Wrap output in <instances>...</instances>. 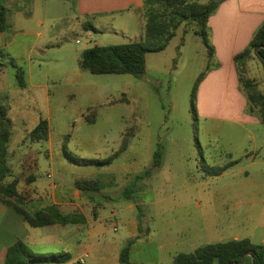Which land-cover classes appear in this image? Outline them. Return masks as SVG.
Returning a JSON list of instances; mask_svg holds the SVG:
<instances>
[{"label":"rangeland","instance_id":"obj_1","mask_svg":"<svg viewBox=\"0 0 264 264\" xmlns=\"http://www.w3.org/2000/svg\"><path fill=\"white\" fill-rule=\"evenodd\" d=\"M28 1L44 22L43 29L33 24L43 31L42 38L29 37L26 43L18 38L12 61L4 57L0 72L8 102L0 105L12 123L8 164L18 192L32 207L62 196L72 201L63 206L64 214H82L88 221L70 228H37L42 239L29 248L39 255L60 254V241L69 240L78 247L77 258L91 247L86 264H119L127 241L140 237L131 248V262L173 264L174 254L207 244L234 238L261 244L264 125L218 119L227 114V101L218 87L206 94L200 86L221 63L206 56L194 28L183 37L181 26L164 51L147 54L142 78L92 75L80 68L82 52L128 44L137 31L135 19L118 16L114 27L99 26L88 39L77 24L75 0ZM12 63L24 71L23 90L17 87ZM246 75L264 93V65L257 58L247 63ZM91 116L94 123L88 122ZM40 118L48 122V138L33 142L29 133ZM158 144L161 167L136 182L133 201L120 198L134 176L151 167ZM235 160L239 162L222 176L213 175ZM84 180L100 184L92 199L74 188ZM126 225L136 229L135 237L130 238ZM99 226L100 244L84 234L97 235Z\"/></svg>","mask_w":264,"mask_h":264},{"label":"trees","instance_id":"obj_2","mask_svg":"<svg viewBox=\"0 0 264 264\" xmlns=\"http://www.w3.org/2000/svg\"><path fill=\"white\" fill-rule=\"evenodd\" d=\"M225 1L227 0H144L142 40L123 45L94 46L86 49L80 57V68L92 75H129L142 78L146 73L147 54L164 51L181 26L184 28V36L189 32V27L194 28V34L201 38L208 58L212 59L214 48L210 42L208 21ZM6 14V9L0 6V32H4L9 27ZM84 31L96 32L88 23L84 25ZM253 58H257L264 65V23L255 31L247 47L233 59L239 88L246 99L245 112L264 125V93L259 91L257 83L246 75L247 63ZM12 65L15 69L17 87L23 90L26 88L24 71L14 63ZM94 121V116L88 118L89 123ZM11 126V119L7 115L6 108L0 105V204L13 209L30 228L83 224L85 222L83 215L63 214L52 203L40 208L32 207L23 195L18 193L16 178L6 182L12 176V170L8 164ZM48 129L47 120L40 118L35 128L29 133V138L33 142L46 141ZM68 138H70L69 135L65 137L64 150H66ZM122 149L124 150L125 146ZM162 157V147L158 144L153 153L151 167L147 168L142 175L134 176L122 190L120 198L133 201L137 192L136 182L143 181L155 169H159ZM69 160L79 164V161ZM238 162V160L228 162L222 168L214 170L213 175L222 174ZM74 188L91 199L93 198L91 192L101 190L96 180L77 181ZM139 238L129 239L120 250L119 264H138L131 262L130 253L132 245ZM245 253H253V256H245L241 264H264V244H254L249 238L207 244L196 248L191 253H178L173 256L172 263L233 264L237 263ZM70 260L71 255L68 253L36 254L23 241L18 240L8 248L3 264H66Z\"/></svg>","mask_w":264,"mask_h":264},{"label":"crops","instance_id":"obj_3","mask_svg":"<svg viewBox=\"0 0 264 264\" xmlns=\"http://www.w3.org/2000/svg\"><path fill=\"white\" fill-rule=\"evenodd\" d=\"M25 1L27 5H24L23 0H0V6H3L7 11L6 18L9 26L7 30L0 32V72L6 62L4 57L7 56L9 60L12 61L9 56L13 55L11 49L13 45L17 43L18 38H22L24 42L29 37H36L37 39L42 38L43 31H37L35 26L42 27L43 29L44 22L36 15L34 6H29V1ZM143 3L144 0H75L76 21L81 29L84 30V25L88 23L98 32L99 26L103 28L108 26L114 27L113 25L118 16H122L129 21L135 19L137 31L131 37L133 40H130V42H138L142 40L144 33ZM262 23H264V0H227L221 4L215 15L209 18L208 27L210 29V42L214 48L212 59L220 62L221 67L206 77L205 81L200 86V92L205 88L207 94L209 89L215 86L219 88L221 91L220 95L222 98L224 96L223 100L227 101L229 109L224 117L218 119L230 120L248 125L260 124L257 118L242 113L246 105V99L241 93H236L239 82L233 59L247 47L253 34ZM33 24H35V26ZM118 27L119 29H124L125 26L122 25ZM113 31L115 32V30ZM91 32L92 31H87L88 39L93 37L92 33H96ZM182 34L184 37V33ZM89 35H91V37ZM76 44H79V41H76ZM223 72L225 76L221 81L219 76L222 75ZM28 77L31 82V72H28ZM201 97L202 96H200V99ZM6 98L7 96L1 91L0 86V104L8 103ZM208 103L213 106V101ZM222 174L217 177L222 176ZM11 177L15 178L13 175ZM61 197H56L52 204L56 205L62 212L63 206H68V203L72 201L70 199L65 201V199ZM239 199H243V196H239ZM84 218L85 222L80 225H84L88 222L85 216ZM99 219L96 220L98 225H100ZM70 226L76 225H54L51 227L70 228ZM34 230L35 228L27 226L13 209L0 204V264L4 263L8 248L16 241L21 240L28 247H30V243L36 245L35 241L37 239H42V237L36 235ZM127 230L129 231L130 238L135 237L136 229L127 227ZM150 233L151 229L149 230V234ZM84 234H88V238L92 240L93 238H97L98 244H100V226L97 235H95V233L92 235L91 232H86ZM233 240L238 239L234 238ZM60 243L62 253L71 255V260L66 264H74L81 256L85 253L89 255L91 251L90 247L89 250H84L85 252L77 258L78 247L74 245V242L65 240L63 242L60 241ZM94 243L95 242L91 241V246H93ZM135 244H133L132 247ZM261 244H264V239L261 240Z\"/></svg>","mask_w":264,"mask_h":264},{"label":"built area","instance_id":"obj_4","mask_svg":"<svg viewBox=\"0 0 264 264\" xmlns=\"http://www.w3.org/2000/svg\"><path fill=\"white\" fill-rule=\"evenodd\" d=\"M91 37V35H89ZM92 39V37H91ZM50 177V176H49ZM89 255L85 253L81 258L77 261L79 264H86V261L88 260Z\"/></svg>","mask_w":264,"mask_h":264},{"label":"water","instance_id":"obj_5","mask_svg":"<svg viewBox=\"0 0 264 264\" xmlns=\"http://www.w3.org/2000/svg\"><path fill=\"white\" fill-rule=\"evenodd\" d=\"M245 256L252 257L253 253H245L237 263H233V264H241L243 262V259ZM229 264H231V263H229Z\"/></svg>","mask_w":264,"mask_h":264}]
</instances>
